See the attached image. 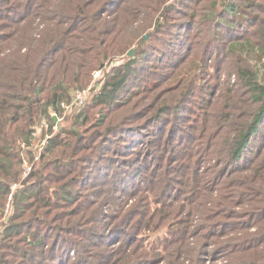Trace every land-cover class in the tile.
<instances>
[{
  "label": "trees",
  "instance_id": "trees-1",
  "mask_svg": "<svg viewBox=\"0 0 264 264\" xmlns=\"http://www.w3.org/2000/svg\"><path fill=\"white\" fill-rule=\"evenodd\" d=\"M169 1L0 0V116L13 105L17 109L19 107L20 111L19 102L22 103L24 99L33 102V94H42L54 82L56 88L60 89L61 82L67 79L68 71H94L111 55L125 54L153 23L156 30L161 29L165 17L170 16L174 9L172 3L166 5ZM247 1L240 7L226 4L225 9L231 19L220 17L218 22L232 30L237 26L247 28L250 19L257 17L248 9L252 0ZM10 38L16 47L4 60L1 55ZM147 43V39H141L132 56H124L120 65L104 72L103 78L98 81L102 82V87L95 94V105L110 108L117 104L127 83L141 76V62L150 59V52L143 48V44L145 46ZM238 44L230 43L228 48L236 51ZM241 47H248L249 54L259 53L260 59L264 60V40L257 47L252 43ZM253 79L249 82L252 101L249 109L225 108L223 113L216 116L213 104H208L209 116L204 114L203 122L191 126V134L179 136V141L184 140L186 144L182 150L176 152L171 149L174 142L178 144L175 138L177 124L174 120L163 118V113L171 114V109L167 107L156 115L158 132L154 135L155 140L150 142L153 150L143 148L141 155H144V160L141 165H130L128 169L122 170L123 178L114 176L113 179H107L108 175L100 173V168L92 176L84 175L77 169L69 171V175H80L77 186L81 190L75 194L62 190L72 183L61 187L59 201L73 208L63 215V221L69 226L61 233L69 242L64 245V249H58L55 244L49 249V242L30 229L28 236H34L32 232H35L37 243L48 249L49 260H42L47 257L42 249L34 257V260L41 257L36 264H147L151 258L159 255L156 247H160V244L144 248L141 241L151 236L145 235L144 231L146 229L152 233L157 230L151 227L156 214H164L167 218L171 214L177 217L178 208L172 209L176 199L184 202L180 207H186L188 213L203 215L206 222L202 224L201 230L215 226L221 229L224 237L233 231H247L243 232L244 237L233 240L236 242L226 241V245L237 246L239 250H247V253L256 251L243 264H264V217H260V213L264 215V140L257 145L260 137H264V82L255 77ZM157 83V80L149 78L144 86L149 88ZM91 90H97L95 84ZM133 95L129 91L126 97ZM61 100L63 97L55 96L54 103L58 110ZM236 109H242V114H236ZM213 114L217 122L212 121ZM105 118L106 115L101 114L98 121L103 122ZM171 121L172 126L168 128ZM167 129L169 133L166 136ZM204 140H207V144H203ZM124 143L131 149L145 145L139 133H131ZM44 147L42 156L46 152H53L56 149L54 139L48 140ZM166 153L171 157L166 159ZM0 154V171L5 176L9 175L10 164L5 159L8 154L2 149ZM148 159L153 161L152 164ZM202 161L208 162L209 166L202 167ZM142 172L145 174L140 177ZM34 173L31 172V175ZM42 183L30 188L29 194L20 189L15 190L13 199H17L20 194L19 200L25 201L24 205L18 206L20 213H15V217L22 218L27 208L25 205L34 207L36 214L52 205V198H46L45 195L50 188L44 190ZM173 188L177 189V194L173 193ZM5 192L11 193L9 186L0 185V194L4 195ZM119 193L126 202L137 198L140 203L135 207L134 204H128L129 209L121 214L116 204ZM34 201H38L40 206L36 208ZM199 205L205 208L200 209ZM107 208H110L111 213L104 212ZM144 219L148 221L143 224L141 222ZM241 219L247 220L239 224ZM36 220L45 222L39 218ZM7 227L3 238L10 241L12 237H20L27 223L12 222ZM61 233H58L59 237ZM26 237L25 234L24 239ZM209 237H212L211 233L205 236V246L210 245ZM17 239L13 245L7 244V247H12L15 257L25 256ZM2 246L0 244V249ZM76 247V257L72 258L70 254ZM136 250L141 253L136 257L131 256L130 253ZM0 264L12 262L1 256Z\"/></svg>",
  "mask_w": 264,
  "mask_h": 264
},
{
  "label": "rangeland",
  "instance_id": "rangeland-1",
  "mask_svg": "<svg viewBox=\"0 0 264 264\" xmlns=\"http://www.w3.org/2000/svg\"><path fill=\"white\" fill-rule=\"evenodd\" d=\"M247 2L249 1L170 0L166 5L172 3L174 9L170 16L165 17L161 29L156 30L153 23L132 45L136 51L137 43L145 38V34H149L148 43L145 46L143 44V48L150 52L148 57L150 59L141 62V76L136 81L127 83L116 101L117 104L110 108L95 105V94L102 87V82L98 81L103 78L104 72L107 73L113 66L120 65L128 51L125 54L111 55L94 71L76 69L68 71L67 79H59L64 80L60 89L56 88L54 82L46 87L42 94H33L31 96L33 102L29 99L19 102L20 111L19 107L17 109L14 105L9 111H4V115L0 116V149L8 154L5 159L8 160L10 169L9 175L6 176L0 171V185L9 186L11 193L0 194V244L3 245L0 257H5L12 264H36L41 257L36 260L34 257L39 255L42 249L47 254L48 249L37 243L35 232H32L34 236H28L30 229L49 242V249L54 244L58 249H64L69 241L61 232L69 225L63 221V215L71 212L73 208L59 201L61 187L72 183L70 186H64L62 190L72 194L81 191L77 186L80 175L77 173L69 175L68 172L77 169L84 175L92 176L97 174L100 168L102 171L99 172H105L108 175L107 179H113L114 176L123 178L122 170L128 169L130 165H141L144 160V155H141L143 148L152 149L150 142L155 140L154 135L158 132L156 115L161 109L169 107L171 114L163 113L162 116L174 120L177 124L175 138L178 144L174 142V145H171L174 146L171 149L176 152L186 145L184 140L179 141L181 139L179 136L191 134V126L203 122L204 114L209 116L208 104H213L216 116L223 113L225 108L249 109L252 102L249 82L254 80V77L264 82V60L260 59L257 52L247 53L248 47L241 45L247 46L248 43H252L257 47L262 44L264 0H252L248 4V9L257 17L250 19L247 28L237 26L232 30L218 22L220 17L231 19V15L225 9L226 4L231 3L240 7ZM9 30L13 32L12 29ZM11 40L10 38L1 55L2 59L16 47ZM234 42L239 44L236 51H231L228 45ZM149 78L157 80L158 83L149 88L145 87L144 82ZM94 84L96 91L91 90ZM129 91L134 95L128 98L126 94ZM58 95L63 97L59 110L54 103L55 96ZM242 109H236V114H242ZM101 114L106 115L103 122L98 121ZM215 115L213 114L214 118L211 119L217 122ZM172 123L173 121L168 124V128ZM131 133L143 136L144 147L131 149L124 143V139L126 140ZM168 133L169 130L166 136ZM197 133L202 135L198 131ZM263 138L260 137L257 145L264 140ZM50 139H54L56 149L42 156L44 146ZM202 142L207 144V140ZM1 156L0 154V158ZM169 157L170 154L166 153V159ZM148 160L152 164L153 161ZM201 166L207 168L209 163L202 161ZM33 171L35 173L31 175ZM144 172L140 177L145 174ZM41 181L44 190L50 188L49 192L46 190L45 195L46 198H52V205L41 209L37 214L34 207L31 208L30 204L25 205L27 208L24 209L22 218L15 217V213H20L18 206L25 204V201L19 200L20 194L17 199H13L15 190L20 189L29 194L30 188L35 184L38 186ZM176 191L177 189L173 188V193L177 194ZM139 203L140 200L137 198L126 202L121 193L117 194L116 204L121 214H125L130 204H134L135 207ZM183 203L177 199L173 202L172 209L178 208L179 211L177 217H173V214L170 218L164 214H161L162 216L160 213L156 214L151 227L157 230L148 233L145 229V235L151 236L141 241L143 247L150 248L154 246L153 244H160V247H156L159 255L151 258L147 264H243L250 254H256V251L247 253V250H239L237 246L226 245L228 243L226 241L236 242L233 240L244 237L242 234L247 231H233L224 237L221 229L218 230L215 226H209L208 228L211 227L209 230H201L202 224L206 222L203 215L188 213L186 207V210L180 207ZM34 204L36 208L40 206L38 201H34ZM110 208L104 209V212L111 213ZM199 208L205 207L199 205ZM260 217H264L263 213H260ZM37 218L45 222H37ZM138 218L139 215L136 219ZM246 220L241 219L239 224L245 223ZM147 221L148 219H144L141 223ZM12 222H25L27 227L20 237H12L9 241L3 236L7 226ZM215 232L217 234L213 236ZM58 233H61V237ZM209 233L212 236L208 238L210 245L205 246V236H209ZM17 238L25 256L15 257L12 247H7V244L13 245ZM76 249L77 247L70 254L72 258L76 257ZM140 253L136 250L130 255L136 257ZM48 257L47 254L46 259L42 260L46 262L49 260Z\"/></svg>",
  "mask_w": 264,
  "mask_h": 264
},
{
  "label": "water",
  "instance_id": "water-1",
  "mask_svg": "<svg viewBox=\"0 0 264 264\" xmlns=\"http://www.w3.org/2000/svg\"><path fill=\"white\" fill-rule=\"evenodd\" d=\"M148 36H149V34H145V35H144L145 39H147ZM134 51H135V47L130 48V49L128 50V55L132 56L133 53H134Z\"/></svg>",
  "mask_w": 264,
  "mask_h": 264
}]
</instances>
